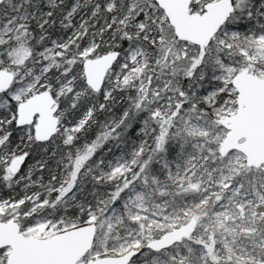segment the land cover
<instances>
[{"label": "snow or ice", "instance_id": "1", "mask_svg": "<svg viewBox=\"0 0 264 264\" xmlns=\"http://www.w3.org/2000/svg\"><path fill=\"white\" fill-rule=\"evenodd\" d=\"M0 264H264V0H0Z\"/></svg>", "mask_w": 264, "mask_h": 264}]
</instances>
